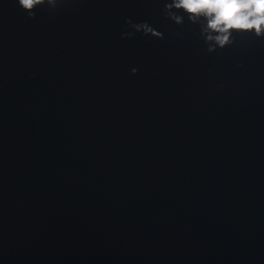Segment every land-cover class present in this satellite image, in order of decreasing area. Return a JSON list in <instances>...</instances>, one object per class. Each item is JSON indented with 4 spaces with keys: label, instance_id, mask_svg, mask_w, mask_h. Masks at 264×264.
I'll return each instance as SVG.
<instances>
[{
    "label": "water",
    "instance_id": "water-1",
    "mask_svg": "<svg viewBox=\"0 0 264 264\" xmlns=\"http://www.w3.org/2000/svg\"><path fill=\"white\" fill-rule=\"evenodd\" d=\"M170 3L0 0V264H264V39Z\"/></svg>",
    "mask_w": 264,
    "mask_h": 264
},
{
    "label": "clouds",
    "instance_id": "clouds-1",
    "mask_svg": "<svg viewBox=\"0 0 264 264\" xmlns=\"http://www.w3.org/2000/svg\"><path fill=\"white\" fill-rule=\"evenodd\" d=\"M18 3L32 14L42 0H18ZM167 7L175 8L192 21L203 20L207 40L221 48L231 42L234 33L264 39V0H172ZM176 19L179 22V17Z\"/></svg>",
    "mask_w": 264,
    "mask_h": 264
}]
</instances>
